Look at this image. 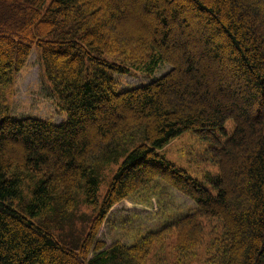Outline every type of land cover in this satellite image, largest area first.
Returning a JSON list of instances; mask_svg holds the SVG:
<instances>
[{
  "label": "trees",
  "instance_id": "16d2710c",
  "mask_svg": "<svg viewBox=\"0 0 264 264\" xmlns=\"http://www.w3.org/2000/svg\"><path fill=\"white\" fill-rule=\"evenodd\" d=\"M32 48L66 115L60 123L10 113ZM162 63L169 68L151 81L117 88L115 74ZM185 131L217 165L204 175L209 188L159 152ZM169 190L194 211L130 245L99 237L117 203L160 202ZM81 191L98 212L67 246L49 227L71 222ZM43 213L53 219L37 221ZM195 259L264 264V0H0V264Z\"/></svg>",
  "mask_w": 264,
  "mask_h": 264
},
{
  "label": "rangeland",
  "instance_id": "374dc122",
  "mask_svg": "<svg viewBox=\"0 0 264 264\" xmlns=\"http://www.w3.org/2000/svg\"><path fill=\"white\" fill-rule=\"evenodd\" d=\"M107 60L117 61L116 57L105 54ZM163 64V65H162ZM160 64L155 72L143 74L139 71H131L129 74H115L117 88L124 90L147 83L166 72L168 64ZM8 103L10 113L14 117L33 116L46 118L54 123H60L66 115L56 103L55 97L50 94L48 83L43 73L37 50L32 48L24 66L15 75L13 84L9 90ZM232 128V121L227 120L226 131ZM208 144L201 141L191 131H185L178 137L172 139L159 152L174 164L184 168L191 176L197 178L203 186L209 188L210 184L204 179L205 174H213L217 171V165L206 160L205 150ZM110 171L104 169V179L98 189V199H101L110 179ZM82 192V191H81ZM169 197L157 202V200L144 199L140 201L137 195H132L119 203L107 214L99 229V237L107 240V246L119 240L130 245L135 237L141 236L149 230H154L163 224V220L174 217L175 214H184L194 211L192 201L175 190H169ZM157 202V203H156ZM78 206V207H77ZM75 207V215L70 223L60 224L51 229L50 232L62 244H76L85 237L93 217L98 212L94 205L87 204L84 193L78 196ZM49 217L53 219V213H43L40 218ZM60 239H58V238ZM67 246H70L66 244ZM197 255H201L202 248L197 249ZM164 256L171 258L173 252L165 249ZM202 259V258H201ZM191 264H206L200 259H195Z\"/></svg>",
  "mask_w": 264,
  "mask_h": 264
}]
</instances>
